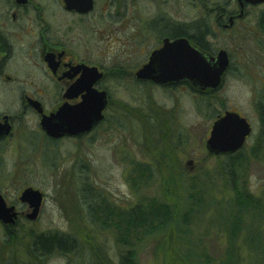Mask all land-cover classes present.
<instances>
[{"label":"flooded vegetation","instance_id":"af4514ba","mask_svg":"<svg viewBox=\"0 0 264 264\" xmlns=\"http://www.w3.org/2000/svg\"><path fill=\"white\" fill-rule=\"evenodd\" d=\"M246 42L255 43L263 73L264 0H0V168L11 150L17 153L15 174L21 170L23 153L31 154L35 166L51 171L90 168L85 155L100 151L103 134L118 135L121 109L134 129H143L139 139L147 158H152L142 162L124 153L131 170H198L203 164L195 159L183 166L177 159L193 132L185 131L179 121L181 94L190 97L197 111L198 97H212L226 87L232 72L244 70L238 53ZM221 53L228 66L218 88L201 89L194 81L176 78L182 58L201 54L217 59ZM120 89L133 97L136 92L141 99L115 96ZM102 93L106 103L98 118ZM85 103L87 109L77 117L75 108ZM252 107L262 125L259 149L264 88L256 91ZM227 112L245 118L251 133L237 152L208 151L210 156L225 159L242 153L256 134L251 121L235 109L224 108L215 121ZM77 119L78 125L67 126ZM128 133L134 139V132ZM69 149L75 155L71 166L65 165ZM82 186L83 199L94 195L102 203L95 186ZM27 188L43 195L35 220L39 218L46 194L38 186L21 187L16 203L8 202L0 190L17 213L16 223L4 225L6 229L22 218L35 221L29 218L33 208L21 200Z\"/></svg>","mask_w":264,"mask_h":264},{"label":"rangeland","instance_id":"374dc122","mask_svg":"<svg viewBox=\"0 0 264 264\" xmlns=\"http://www.w3.org/2000/svg\"><path fill=\"white\" fill-rule=\"evenodd\" d=\"M254 44L252 42L241 44L242 48L238 55H241L240 68L244 70L232 72L226 87L212 97H198L197 111L190 106V97L181 94L182 110L179 121L182 122L185 131L193 129V132L192 139L183 146L177 156L178 163L183 166L189 159H195L199 166L203 164V167L178 172L153 170L151 175L145 178L148 183L137 190L132 182L133 169L131 170L124 162V153L136 160L141 159L139 161L142 162H152V158H147L143 140L139 139L143 132L141 126L134 129V123H128L119 109L118 135L103 134L100 151H91L85 157L82 156L91 165L90 168L81 169L82 171H51L35 166L31 161V154L23 153L21 170L15 174L14 160H17V153L14 154L11 150L6 154L5 163L0 168V190L5 194L7 201L16 203L17 192L28 184L38 186L46 194L39 218L35 221L22 218L19 221L22 226L15 225L14 229L20 236H28L33 230L35 233L59 231L77 238L78 252L51 255L47 260L48 264H97L95 257L92 256L94 248L103 250L102 253L107 255V261L110 259L117 262L119 253L123 251L122 245L118 242V231L108 225L103 227L96 219L93 207L96 208L98 202L95 201L94 195H91L89 200L83 199L82 184L87 182L96 187L99 194L97 196L101 197L102 203L105 202L103 207L109 205L120 210L133 208L154 199L175 206L180 214L186 211L190 213V209H197L193 204L195 198L201 196L203 200L201 203H205L199 207L198 214L191 215L189 230L192 234L188 239H191L192 244H199L201 249L205 250L206 256L219 263V260L225 258L229 237L228 233L216 224L219 221L218 213H222L223 209L228 213L231 208L235 212L237 208L233 203L237 195L232 189L228 165L225 163L223 168L228 156L225 159L210 156L206 141L210 137L216 115L224 108L242 112L254 126L256 134L252 143L241 153L246 160L245 166L242 170L237 169L235 177L239 189H247L254 197L264 202V137L257 149L262 125L255 117L252 107L256 91L264 88V71L261 73L259 70V64L262 62L255 54ZM131 94L120 89L115 96L139 102L141 98L137 93L135 92L134 97ZM131 127L134 130H131ZM128 132H134V139ZM68 154L65 165L71 166L75 155L73 156L72 149H69ZM171 173H174L176 178V187L170 186V192L167 193L165 182L172 177ZM194 185H197L196 190L192 188ZM89 194H94V190ZM250 216L246 214L244 217L249 233L244 231L236 241L237 256L240 258V263L237 264H264V220L260 221L259 218ZM171 230L173 235L170 237ZM171 230L170 233L149 235L136 244L138 264H194L181 262L180 256L186 255L191 246L188 239L185 240L182 234H178L176 226H172ZM8 239V231L0 222V263L17 258L23 262L29 261L26 245L16 243L6 246L5 242ZM245 240L248 241V245ZM27 241V238L24 239V243Z\"/></svg>","mask_w":264,"mask_h":264},{"label":"trees","instance_id":"16d2710c","mask_svg":"<svg viewBox=\"0 0 264 264\" xmlns=\"http://www.w3.org/2000/svg\"><path fill=\"white\" fill-rule=\"evenodd\" d=\"M228 165L227 171H231L230 180L232 181V189L236 191V201L233 206L237 208L234 212L233 208L228 213H225L223 209L222 213H218L219 221L217 226L228 233L229 246L225 252V258L219 260L213 259L210 256H206L205 250L201 249L199 244H192L191 239L188 237L192 234L190 224L192 222L191 215L199 213V207L203 202L201 196L195 198L194 206L195 210H189L184 214L178 213L175 206L167 202H160L157 200H150L146 203H140L133 208L126 210H120L117 207H111L104 203L97 204L93 210V214L96 219L100 221L103 226L114 227L117 229L118 242L122 245L123 251L119 253L118 261L112 262L110 259H106V253H102L103 250H93L92 256L95 257L97 264H138L136 244H138L144 237L149 235H156L158 233L165 234L170 233L172 226H176L178 234H182L185 240L188 239L191 250L181 257L182 263H194V264H237L240 263L238 255V248L236 247V241L239 236L246 231L245 215H251V218H259L260 221L264 220V202L261 199L254 197L247 189L242 188L239 190L236 181L237 169L242 170L245 166L246 160L241 153L228 157V161L224 162ZM223 171V170H222ZM152 171L147 170H134L132 175L133 186L139 190L142 185L147 184L146 176H150ZM225 173V169L223 171ZM172 177L165 182L167 193H169V187L175 185L176 178L174 173H171ZM196 190L197 185L192 187ZM198 194L200 192L198 191ZM201 195V194H200ZM103 201V200H102ZM205 203V202H204ZM204 203L202 206H204ZM91 204H89V207ZM182 221V222H181ZM214 223V222H213ZM18 226H22L19 222ZM9 235V241L5 242V245H15L16 243H23L26 245V252L29 257V261L23 262L21 259H9L6 262L0 264H48L47 260L51 255L55 254H69L71 252H78L79 242L74 235L69 233H62L59 231H51L47 233H35L31 230L28 236H20L13 226L7 229ZM24 235V234H23ZM173 235L171 230L170 237ZM178 235V238H179ZM28 239L24 243V239ZM183 238V239H184ZM246 244L248 245V241ZM252 250V248L249 246Z\"/></svg>","mask_w":264,"mask_h":264},{"label":"water","instance_id":"95a60500","mask_svg":"<svg viewBox=\"0 0 264 264\" xmlns=\"http://www.w3.org/2000/svg\"><path fill=\"white\" fill-rule=\"evenodd\" d=\"M227 66L228 58L223 53L217 59H206L201 54H198L196 59L182 58L181 64L177 66L180 72L175 76L176 78L194 81L201 89H215L220 86ZM101 100V107L98 108V113H96V117L98 118L102 117L100 110H103L106 103L105 93H102ZM87 107V103L76 107L74 111L77 117ZM78 124L79 119L67 122L69 128ZM251 130V126L245 118L241 117L238 113L227 112L214 122L210 137L206 142V148L209 153L214 155L235 153L244 146L246 137L251 133ZM42 199V193L33 188H27L22 193L21 200L27 202L33 208V212L29 215L31 220L37 218ZM16 219L17 213L14 211V207H8L3 196L0 194V221L4 225H14Z\"/></svg>","mask_w":264,"mask_h":264}]
</instances>
